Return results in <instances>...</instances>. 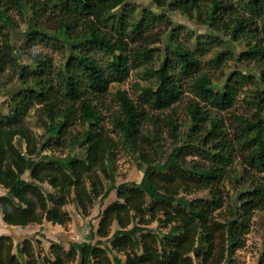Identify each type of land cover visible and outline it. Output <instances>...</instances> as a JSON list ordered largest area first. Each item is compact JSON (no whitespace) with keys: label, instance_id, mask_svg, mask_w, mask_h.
I'll return each instance as SVG.
<instances>
[{"label":"trees","instance_id":"1","mask_svg":"<svg viewBox=\"0 0 264 264\" xmlns=\"http://www.w3.org/2000/svg\"><path fill=\"white\" fill-rule=\"evenodd\" d=\"M129 1L0 0V71L13 68L22 85L10 100V112L0 113V186L6 190L0 195V221L18 227L43 220L63 225L71 219L67 203L87 216L94 201L102 204L111 191L116 194L99 212L90 240L68 250L51 242L48 256L36 251L31 238L14 244L10 235H0V264H234L255 212L264 211V91L256 92L257 112L237 117L231 132L219 113L233 107L236 88L213 91L208 75L197 76L201 62L196 53L171 34L167 45L173 58L148 70L155 82L141 86L144 103L117 90V109L107 106L110 84L127 77L130 66L127 41L105 30L103 22L120 6L133 8ZM151 2L162 18L169 20L178 11L195 16L208 35L222 33L225 49L213 58L217 66L237 59L233 44L242 40L247 47L241 56L264 74L262 0L246 1L254 12L246 17L231 11V0ZM12 7L29 8L28 35L34 39L56 35L64 41V62L55 64L37 52L29 57L33 66L18 63L10 41ZM115 21L119 31L126 27L122 15ZM49 23L54 32L48 31ZM95 51L110 57L105 65L94 58ZM150 54L142 48L134 57L141 61ZM187 82L194 98L186 103L189 122L181 132L173 108ZM156 111H169L161 121L174 146L168 154L152 157L140 140L147 124L157 130ZM29 114L41 133L26 123ZM150 142L156 144L157 136ZM75 148H82L83 155L72 153ZM121 149L138 155L140 182L115 184L114 162ZM194 158L204 163L191 162ZM228 178L242 186L233 196L224 191ZM199 191L208 197L189 198ZM155 222L157 227L151 228ZM95 236L99 238L93 243Z\"/></svg>","mask_w":264,"mask_h":264},{"label":"rangeland","instance_id":"2","mask_svg":"<svg viewBox=\"0 0 264 264\" xmlns=\"http://www.w3.org/2000/svg\"><path fill=\"white\" fill-rule=\"evenodd\" d=\"M246 1L231 0V2L227 3H231V11L236 10L239 14L243 13L242 15L245 17L253 16L254 12L248 7V2ZM129 4L134 7L120 6L111 11L109 15L107 14L109 18L107 20L105 18L103 22L105 30H108L115 37H122L126 40L129 49V73L127 77L114 80L110 84L109 93L105 98L109 109H117L114 99V94L117 90H125L137 104L144 103L140 89L141 86H151L155 82V79L148 75V70L158 67L166 57L173 58L172 49L167 45L168 38L172 34L176 41L196 53L197 58L201 62V69L197 73V76L200 74L208 75L212 80L210 88L213 91L224 90L229 87L236 88L233 107L228 111L219 113L226 120L231 132L234 129L236 130L238 126L237 117L251 118L257 112L255 106L256 92L258 90L264 91V74L255 63L248 62L241 56L246 50L247 43L242 40L235 41L233 50L237 59L228 60L222 65L217 66L213 58L218 52L225 49L222 43L225 36L222 33H210L208 35L205 32L204 25L195 16L188 18L178 11L169 14L170 21L162 18L157 15L160 11L154 8L151 0H130ZM261 4L264 9V0H262ZM24 9L12 7L8 13L9 18L13 21V28L10 30V41L14 46V52L19 57L18 63L33 66L29 57L37 52L49 55L55 64L64 62L68 54V48L65 46L64 41L56 35L51 40H47L41 36H37L34 39L33 36L28 35V18L31 13L29 8L26 7V11ZM204 9L207 10L206 7ZM23 12H25L24 15H22ZM120 15L124 17L127 24H125L126 27L123 30L119 31L115 20ZM256 20L260 22V19L256 18ZM134 25H139L136 31H133ZM54 27L52 23L47 25L49 32H54ZM259 41L264 46L263 36H259ZM142 48L149 49L151 54L148 58L139 61L134 57V53L136 50ZM93 56L101 65H105L110 59L108 55L100 51L93 52ZM261 73L263 74L262 77H260ZM188 83L183 89L182 100L173 108L181 132L189 122L185 111L186 103L188 99L194 98L193 93L187 88ZM20 87L22 85L13 68L5 67L0 71V113L7 114L10 112V100ZM146 110L150 111L148 107H146ZM214 111L212 110L213 113ZM168 112H152L155 118L160 120L157 130L153 129L151 124H147L143 129V137L140 143L146 154L152 157L159 156V153L166 155L174 146L169 129L161 121V118ZM25 121L31 128L41 133V128L34 114H29ZM106 126L107 128H111L108 124ZM52 128H55V126H52ZM153 135L157 136L156 144L150 142ZM157 144L158 147L156 146ZM72 153L82 156L83 149L75 148L72 150ZM137 156V154H131L126 149H121L118 152L117 159L114 162L116 185L122 182H140L143 171L139 169L138 164L140 161ZM190 160L191 162H203L201 158ZM142 167H145V165L142 164ZM24 177L26 178L27 176L25 175ZM45 188L49 189L47 185H45ZM239 188H242V186L239 184L235 185L231 182L230 178L224 184V191L228 192L229 196H233ZM5 193L6 190L0 186V195H4ZM207 197L208 192L206 191L195 192L189 196L192 199H204ZM115 199V191H111L102 204H100L99 200L94 201L93 205L87 209V216L82 215L75 203L69 202L64 206V209L68 211L71 218L67 223L59 225L43 220L41 223H33L26 227L14 226L13 230L16 235H21V240L31 238L36 251L41 252L42 255L50 256L49 247L51 242H56L68 250L72 244H79L80 242L90 240V230L97 228L99 212ZM8 226L2 224L0 221V235H10L13 238L14 244H16L17 239L11 235ZM150 227L156 228L157 223H152ZM116 228L117 226L114 225L112 230L114 231ZM98 238V236H95L92 242L95 243ZM35 240H39V243H36ZM244 242V246L236 251L234 264H264V211L255 212L251 228L245 236ZM13 252H16L15 247Z\"/></svg>","mask_w":264,"mask_h":264},{"label":"water","instance_id":"3","mask_svg":"<svg viewBox=\"0 0 264 264\" xmlns=\"http://www.w3.org/2000/svg\"><path fill=\"white\" fill-rule=\"evenodd\" d=\"M8 228H9V230H10V232H11V235H12V236H15L16 239H17V241H20V240H21V235H16V234L14 233V230H13V229H14V226L9 225Z\"/></svg>","mask_w":264,"mask_h":264}]
</instances>
